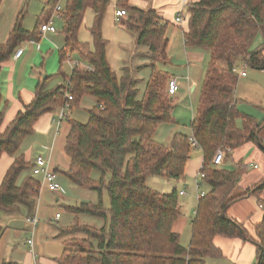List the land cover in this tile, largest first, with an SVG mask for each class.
<instances>
[{
	"label": "trees",
	"instance_id": "16d2710c",
	"mask_svg": "<svg viewBox=\"0 0 264 264\" xmlns=\"http://www.w3.org/2000/svg\"><path fill=\"white\" fill-rule=\"evenodd\" d=\"M61 2H49L34 31L25 30L24 16L18 17L6 43L0 44V67L11 61L23 44L40 40L41 26L50 21ZM119 6L127 10V29L135 35L137 45L148 47L151 54L152 73L142 97L128 69L119 79L109 65L108 42L102 34L109 1L66 0L62 11L65 45L59 53L61 64L75 55L92 70L75 68L66 75L60 69L58 75L64 83L53 89L48 87L51 78L39 81L33 101L24 106L4 132L1 127L7 105L2 108L0 90V159L3 155L14 159L0 185V213L13 214L25 208L27 217H36L40 182L31 174L21 181L22 175L33 168L20 154L21 147L26 138L34 135V126L42 116L54 114L68 103L72 110L79 109L84 97L91 96L96 105L87 111L88 123L69 119L65 153L70 167L64 176L77 187L98 193L99 201L69 207L67 211L105 219L106 223L102 229L79 223L62 229L58 236L68 239L57 264H206L208 257H222L214 245L217 236L257 245L256 264H264V219L254 226V238L244 224L228 215L236 203L252 195L260 197L264 181L233 195L246 170L238 166L233 172L213 166L221 149L233 152L253 143L264 153V120L257 121L236 109L234 94L239 81L233 72L238 63L264 70V43L259 49H251L258 35L264 40V0H199L188 7L186 46L210 54L191 127L205 157L201 170L205 177L199 185L211 188L198 201L188 249L181 245L180 235L173 232L181 214L178 190L164 194L147 186L149 177L183 179L191 159L190 137L176 133L169 147L153 139L161 124L176 123L173 112L177 98L168 93L171 75L158 67L160 63H170L166 36L169 24H161L156 10L132 7L130 0H120ZM87 9L96 14L91 29L93 47L79 41ZM68 90L72 95L69 101L65 100ZM239 120L242 127L237 126ZM93 172L102 175L98 182H93ZM105 191L109 209L103 205ZM261 209L264 212L262 202Z\"/></svg>",
	"mask_w": 264,
	"mask_h": 264
},
{
	"label": "crops",
	"instance_id": "0c3cea01",
	"mask_svg": "<svg viewBox=\"0 0 264 264\" xmlns=\"http://www.w3.org/2000/svg\"><path fill=\"white\" fill-rule=\"evenodd\" d=\"M41 1V9L38 12L39 16H37V21L39 17L43 14L46 6L49 4L51 0H40ZM109 1V7L107 9L106 16L103 21V39L108 42L106 47V56L109 62V65L111 67V70L116 74V76L121 79V77L124 75V69H128L131 73L132 79L135 81V87L137 90H139L140 94L139 97H142L143 91H145L147 86V81L149 77L151 76V69H150V62H151V54L148 47L141 46L139 47L137 45V40L135 39V35L127 29L126 20L127 16L123 18L117 17V12L121 9L119 6L120 0H108ZM199 0H130V5L132 7L142 9V10H156L158 12V15L161 19V24H169V27L167 29V39L169 40V45L167 49V54L169 58V64H162L160 63L158 65L159 69H162L166 72H168L171 75V80H176L179 84V91L177 94H179V98L182 99V106L178 107V104L176 105L175 110L178 111L180 114H188L190 116L189 122H184L182 119H177L176 123L173 125L168 124V127H164L165 125L161 127L163 130V133H166V135H170L173 139L174 135L176 133L183 134L187 137H191L193 135L191 123L193 119L195 118L196 111L194 112V104L192 103V99L190 97L196 98L194 99V103H196L197 107L200 102V95L202 92V87L204 84L205 75L208 69V64L210 62V54L208 52H205L203 50L193 49L186 46V41L184 38V34L188 30V7H190L193 4L198 3ZM24 0H2L0 4V44L6 43L10 33L12 32L17 20L19 12L21 11V8H23ZM66 3V0H62L61 4L59 6L62 7V11L64 8V5ZM185 3L184 7L183 4ZM183 11V18L185 20V24L183 26L176 24L175 19L177 16ZM84 21L81 25V30L79 32V41L88 43L93 47L94 41L91 35V29L92 25L94 23L96 14L93 10L87 9L85 11ZM55 28H57L56 33H48L45 36L40 37V40L37 43H31L27 42L22 45L24 48L23 56L20 60H15L12 58L11 61H9L6 64H3L0 67V90L3 96V102H2V108L5 109V121L1 127V132H4L10 125V123L15 119V116L24 109V106L26 104H30L34 97H35V91L36 86L38 85L39 81L45 80L47 78H51L48 82V87L50 89L55 88V83L53 86L50 84V81L53 79L56 74H58V71L63 68V64H61V57L59 56V53L61 49L65 45V35H64V26H65V20L62 16L53 14L51 17ZM50 19V21H51ZM36 21V23H37ZM25 19L23 21V28L27 31H32V29H28L25 27ZM57 23L60 25L57 26ZM36 26V24H35ZM173 27V28H171ZM35 28V27H34ZM21 47V48H22ZM73 60L79 61L78 63H83L80 61L79 57H76L75 55L71 56ZM84 64V63H83ZM85 65V64H84ZM224 67V65H222ZM71 67V66H70ZM235 67L238 69V78L240 81L244 82L247 81V77L249 76L247 72L246 66H244L242 63H238L235 65ZM248 67V66H247ZM246 71V77L240 76L241 72ZM72 69H69L68 72H65L66 75L71 74ZM259 71V70H258ZM264 71V70H261ZM61 79V78H60ZM247 79V80H244ZM52 80V81H53ZM63 79L61 82L57 85H63ZM238 88V87H237ZM143 92V93H142ZM237 94V89L235 91ZM176 94V95H177ZM176 95L174 97H176ZM189 96V100L186 101ZM236 99V97H235ZM95 101V100H94ZM180 102V101H179ZM236 104L238 103V100L235 101ZM248 103V102H247ZM246 103V104H247ZM96 105V101H95ZM237 106V105H236ZM174 110V111H175ZM197 110V109H196ZM239 111V110H238ZM59 110L55 112L54 114H46L40 118V120L36 123L34 126V135L28 137L25 139L22 150L25 151L22 152L21 155L25 157V161L34 164V161L39 156H44L45 158L49 159L51 162V168L57 174L58 179L60 177H63L66 179L67 183L71 186L72 183L68 181L66 176H64V173L69 170V168H63L60 167L59 164H55L54 158H53V152H54V146L57 142V137L60 132H57L61 130L62 126L57 127L56 124H54V120L56 119V116L58 114ZM72 112V111H71ZM241 112V111H240ZM242 113V112H241ZM244 114V113H243ZM246 115V114H245ZM72 114L70 113V119H72ZM78 122V121H77ZM69 123V122H67ZM190 123V125H189ZM162 125V124H161ZM242 122L239 120L237 121V126L242 127ZM171 126L174 128L172 129ZM60 128V129H59ZM59 129V130H58ZM160 129V130H162ZM70 133V129H69ZM68 133V135H69ZM158 131L156 132L154 136V141L156 143H161L157 139L159 138V134L157 135ZM67 135V136H68ZM39 137L42 138L45 141V144L40 146L42 149L46 150L47 153H41V154H35L34 152L36 150H39L37 146H39L36 140L32 142L29 141V138L32 137ZM158 136V138H157ZM170 144H164L163 145L169 147ZM168 141V140H167ZM66 143V142H65ZM50 147H49V146ZM65 146V145H64ZM257 145L253 143H249L248 145H245L243 147H240L233 152H226L225 154V161L223 164H221L218 168L224 169L227 171H233L238 168V166L243 167L246 172L242 175L241 179L239 180L238 184L236 185V189L239 193H243L246 190H249L251 187L259 184L260 182L264 181V160H261L260 158L264 159V153L261 151V149H257ZM26 148V149H25ZM21 150V151H22ZM262 152V153H261ZM263 154V155H261ZM256 158L259 161L258 164H254L251 162V159ZM0 168L1 163H4L3 168V174L0 175V185L2 184L3 180L5 179V175L8 170H10L14 159L12 157H9L8 155H3L0 159ZM230 161L232 163L230 164ZM205 164V157L203 156L202 149L200 147L193 148L191 151V159L188 162L186 169H185V177L181 180H176L178 182L183 181L186 179L187 184H191L194 189L188 195V192L186 191V194L184 196L180 197H187L185 199L186 205L183 207L180 203V216L183 214V208L186 211V208H192L193 204H195V215L196 211L199 205V199L202 195H205L207 192L211 191V188L207 185L208 190L205 192L200 193V189H202V186L199 185V182L201 183V180L199 181V174L202 173L201 170L203 169ZM252 169H256L258 171H253ZM27 174H31V171L26 172V174H23L21 181L26 178ZM39 182L41 181L40 178H36ZM168 184V185H167ZM167 193L171 194L176 189L178 192H181L184 190V188H180L177 185L175 186L173 183H167ZM204 186V187H205ZM61 193H57V195L52 193V199L55 203V206L57 204H63L69 207H79L81 204H87V203H98L94 202L93 200L83 202L79 205H69L71 200L63 197L61 195L65 191L62 188ZM42 195L36 200V217L39 220V214H41L42 209L44 208L49 209V204L45 202V199L47 198L48 194H51L49 192L42 191ZM99 196V195H98ZM62 198V200L60 199ZM194 199L195 203L190 204V200ZM261 202L264 204V191L261 193L260 197H257L255 195L250 196V198L245 199L244 201L236 203L235 206H233L229 212L228 215L231 216L234 220L239 221L240 223L244 224L242 221L244 219L251 220L252 217H254V213H257L260 215V219L258 221H261L264 219V212L261 209ZM25 212L26 219L25 222L28 221L27 217V210L25 208H21V211L13 214H6V218H4L5 222H13L15 220V216L20 218V215ZM187 212V211H186ZM2 213H0L1 215ZM60 213H57V215ZM55 221H60L62 216ZM195 215L189 220L183 219L182 222V228L187 227L188 225L191 226L192 229V223L195 219ZM80 217V216H78ZM14 218V219H13ZM181 218V217H180ZM17 220V219H16ZM70 222V221H69ZM67 225H64L60 230H56L52 235H56L58 238L60 232L62 229L72 227L75 225L71 222ZM180 220L178 219L177 223L174 225L173 232L178 233L181 237V231L176 232V228L179 226ZM261 222H257L256 224H252V227L254 228L255 225L260 224ZM28 227L31 228V234L32 236L35 235V232L38 228H33L32 225H30L29 222L26 223ZM81 224V223H80ZM61 225V224H60ZM82 225V224H81ZM0 226L2 227V233L0 235V240L3 239L4 231L7 229V226L3 223H0ZM85 226V225H82ZM27 227V228H28ZM34 231V233H33ZM192 236V234H191ZM253 236V235H252ZM254 238L256 236H253ZM61 238V237H59ZM67 240L68 238H63ZM31 240V239H30ZM64 240V241H65ZM191 240V239H190ZM61 248L60 251L64 247L63 245L58 243ZM214 245L221 251L222 257L221 258H213L208 257L206 259V264H244L248 262V264H256L257 263V255H258V248L257 245L253 243H245L241 239H228L225 237L217 236L214 239ZM37 244L35 245V242H33V247L30 245L34 253L30 255V260L26 262V264H57V259L62 255H53V257L50 258H42L37 257V251H35ZM189 246V245H188ZM246 252L247 254V260H245L242 255ZM239 255L238 261L232 259V256ZM4 259V257H0V260ZM5 260V259H4ZM1 261L2 263H12V264H19L16 262H7V261Z\"/></svg>",
	"mask_w": 264,
	"mask_h": 264
},
{
	"label": "rangeland",
	"instance_id": "374dc122",
	"mask_svg": "<svg viewBox=\"0 0 264 264\" xmlns=\"http://www.w3.org/2000/svg\"><path fill=\"white\" fill-rule=\"evenodd\" d=\"M41 9V1L40 0H24L23 3V8H21V11L19 12V16H21V14L24 16L23 21L25 19V27L28 29H32V31H34V27L37 21V16H39V11ZM55 14L58 15L55 11ZM62 16V15H61ZM17 17V18H18ZM22 21V23H23ZM60 24L57 23V26H59ZM173 28V27H171ZM264 43L263 40V36L258 35V37L256 38L255 42L253 43L251 49L252 50H256L259 49ZM169 59V58H168ZM73 60V58H72ZM74 62H79L76 60H73ZM247 68V72L249 74V76L247 77V81H240V79L238 78V88H237V94L235 93L234 96L236 97L235 101L238 100V103L236 104V109L241 111L242 113L246 114L247 116H252L254 117V119H256L257 121H261L263 122L264 120V71H258L255 69H252L250 67H246ZM71 69L69 61L65 62L63 64V68L62 70L65 72H68V70ZM59 73V72H58ZM238 76V73H236ZM56 74L54 76V80L50 81V84L53 86V84L55 83V87L61 82L62 78ZM144 92V91H143ZM142 92V93H143ZM177 98V104L178 107L182 106V99L179 98V94L176 95ZM188 99L186 101H188L190 98L192 99V103L194 104V107L197 109V105L196 103H194V99L193 97L189 96L187 97ZM180 101V102H179ZM248 102V103H247ZM247 103V104H246ZM93 107H95V101L91 96H85L83 99V104L79 109H74L71 111H69V115L70 113L72 114V120L78 121L81 124H86L89 121V117L88 116V112L90 109H92ZM196 109H194V112L196 111ZM178 110V109H177ZM175 110L174 116L175 119H182L184 122H189L190 121V116L188 114H180L178 113V111ZM197 113V112H196ZM69 122V120L67 121ZM64 122L61 130L57 131L60 132L58 134L57 137V142L55 144V148H54V152H53V158L55 161V164H59L60 167L63 168H69L70 167V161L69 158L67 157L66 153H65V142L67 139V135L69 133V129H70V122L67 123ZM164 127H168V124H164ZM190 125V123H189ZM163 126L160 125L159 129H158V133L159 134V138L157 136V140L161 142V144H168L170 142V140L172 139L171 137H169L168 135H166V133H163L164 128L162 129L161 127ZM170 127V126H169ZM172 129H174L171 126ZM162 129V130H160ZM36 140V144H38L39 146H37V148L39 150H36L34 153L37 154H41V153H47L46 150L42 149L40 146L45 144L46 140H43L42 138L39 139V137H32L29 138V141L27 142H32ZM168 140V141H167ZM264 140V139H263ZM163 142V143H162ZM168 142V143H167ZM170 144V143H169ZM192 145V144H191ZM49 146V145H48ZM50 147V146H49ZM193 148H197V147H193ZM26 149V148H25ZM257 149H259L257 147ZM260 150V149H259ZM25 151L24 149L20 152V154H22V152ZM262 153V152H261ZM263 155V154H261ZM264 157V156H263ZM261 160H264L263 158H260ZM1 162V161H0ZM251 162L254 164H258L259 166V161L256 158L251 159ZM232 163V161H230V164ZM4 163H1V168H0V175L3 174V166ZM214 166V165H213ZM216 167V166H214ZM218 168V167H217ZM253 171H258L256 169H252ZM26 174V173H25ZM92 180L93 182H98L101 178L102 175H100V173L98 172H93L92 174ZM23 176V175H22ZM110 175L108 176V179H110ZM59 183L61 184L63 190L65 191L64 193H62L61 195H63V197L71 200V202L69 203V205H79L83 202H87V201H91L93 200L94 202L98 201V193L88 189V188H79L77 187L74 183L71 184V186L67 183L66 179H64L63 177H60L59 179ZM201 180V177L199 176V181ZM173 183L175 186L177 185L178 187H180L181 189L184 188V191L188 192V195H190V193L193 191L194 187L191 184H187L188 181L183 180V181H176V180H169L165 177H149L147 180V186L149 188L154 189L155 191L159 192V193H164L166 194L167 191V183ZM168 185V184H167ZM208 190V187H202V189H200V193L202 194V192H205ZM42 191L45 192H49L51 194H48L47 198L45 199V202L47 204H49V209H42L41 214H39V225L38 228L35 232V235L32 236L31 234V228L27 226V222H25L26 219V214L25 212L23 214L20 215V218L18 217H14L15 220H13V222H5L4 218H6V214L2 213L0 215V223L4 224L7 226V229L4 231L3 234V239L0 240V257H4V259L0 260L1 261H7V262H16L19 264H26L27 261L30 260V255L32 254V252L34 253V251L32 250V248L30 247L29 244V240L32 239L33 242H35V245L37 244L35 251H37V257H42V258H50L53 257V255H58L62 253V250L60 251L59 249L61 248V246H59L58 243L63 245V242L65 239L63 238H57L56 235H52L56 230H60L64 225H67L68 222L70 221L72 224L74 223H81L82 225H85L86 227L90 226V227H94L97 229H102L103 226L105 225L106 221L105 219H99L96 217H92V216H84L81 215L80 217L76 216V215H71L68 211H67V206L63 205V204H57L55 206V203L53 202L52 199V192L48 191V189L46 187L42 188ZM41 191V192H42ZM43 193V192H42ZM41 193V195H42ZM238 190L234 191V194H238ZM54 194V193H53ZM57 195V194H55ZM187 197L183 198L180 197L179 198V202L181 203V205L183 207H185L186 202L185 199ZM60 199L62 200V198L60 197ZM188 199V198H187ZM97 200V201H96ZM195 203L194 199H191L189 202L190 204H193V202ZM103 205H105L106 209L110 208V204H109V195L108 192L105 191L103 194ZM187 211V212H186ZM183 208L182 211V215L180 216L181 218H179L180 222H179V226L176 228V232H180L181 233V238H180V243L183 247H185L186 249H188V245L190 243V239H191V226L188 225L185 228H182V222L183 219H191L193 217V215H195V204H193L192 208ZM57 213H60V215L62 216L60 221H55L56 220V215ZM13 218V219H14ZM17 219V220H16ZM260 219V215H258L257 213H254V217L251 218V220L249 221V219H244L242 222L244 223L245 229L249 231V233L251 234V236H256L255 235V231L253 230L252 224H256L257 222H261L258 221ZM59 220V219H58ZM69 222V223H70ZM61 224V225H60ZM80 224V225H81ZM32 225V224H30ZM81 225V226H82ZM28 227V228H27ZM33 227V226H32ZM77 237L79 238H84L86 237L85 235L82 234H76ZM64 246V245H63ZM62 249H64V247H62ZM242 257L247 260V254L246 252H244V254L242 255ZM234 260L238 261L239 255H235L231 257ZM244 264H248V262L244 263Z\"/></svg>",
	"mask_w": 264,
	"mask_h": 264
},
{
	"label": "built area",
	"instance_id": "2783aa9c",
	"mask_svg": "<svg viewBox=\"0 0 264 264\" xmlns=\"http://www.w3.org/2000/svg\"><path fill=\"white\" fill-rule=\"evenodd\" d=\"M185 3L183 4L184 7ZM183 11L177 16V18L175 19V23L179 24L181 26H183L185 23V20L183 18ZM56 13L61 16L62 15V7L58 6L56 9ZM127 10H119L117 12V17L118 18H123L127 16ZM56 33L57 32V28H55V25L51 19V21H49L48 23H45L41 26V35L45 36L48 33ZM41 36V38H42ZM31 43H35L33 41H31ZM24 53V48H19L15 54L13 55V59L15 60H20L21 57L23 56ZM67 61H69V64L71 66V69H75V68H80L81 70H88L91 71L92 69L86 65H84L83 63H78V62H74L72 60V58L70 57ZM245 66V65H244ZM235 67V66H234ZM247 67V66H246ZM234 73H239L238 69L235 67L233 69ZM240 76L242 77H246V71L244 70L243 72H241ZM67 88L69 86V83L65 85ZM70 89V88H69ZM179 91V84L177 83L176 80H170L168 82V93L171 97L175 96L177 94V92ZM72 95L69 92V90L65 93V100L69 101L71 100ZM69 111H71V106L70 104H65L63 105L60 109L59 112L56 116V119L54 120V124L57 125V127H60L64 124V122H67L70 119V115H69ZM190 142L192 143L193 147H199V143L196 141V139L194 138V136L192 135L190 137ZM226 152H230V150H224L221 149L218 151V153L216 154V157L213 160V165L216 167H219L221 164L224 163L225 161V154ZM31 175L35 178H40V192L42 191L43 187H46L48 189V191L57 194V193H61L62 191V186L59 183L58 180V176L57 174H55V172L52 170L51 168V162L49 159L45 158L44 156H39L35 159L34 164H33V168L31 169ZM199 176L202 178H204V174L200 173ZM42 193V192H41ZM186 194V192L183 190L181 192H179V196H184ZM41 195V194H40ZM60 217V214L57 215V219ZM38 218L34 217V218H28V221L30 224H32L33 228H36L39 225L38 222ZM34 233V231H33ZM29 244L33 247V240H29Z\"/></svg>",
	"mask_w": 264,
	"mask_h": 264
},
{
	"label": "bare ground",
	"instance_id": "6f19581e",
	"mask_svg": "<svg viewBox=\"0 0 264 264\" xmlns=\"http://www.w3.org/2000/svg\"><path fill=\"white\" fill-rule=\"evenodd\" d=\"M224 150H226V149H224ZM202 196H203V195H202ZM202 196H201V197H202Z\"/></svg>",
	"mask_w": 264,
	"mask_h": 264
}]
</instances>
